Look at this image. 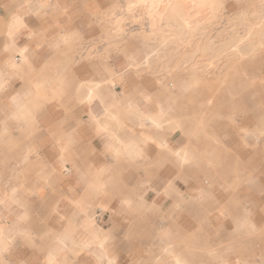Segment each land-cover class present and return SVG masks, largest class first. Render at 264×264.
<instances>
[{
    "label": "crops",
    "instance_id": "1",
    "mask_svg": "<svg viewBox=\"0 0 264 264\" xmlns=\"http://www.w3.org/2000/svg\"><path fill=\"white\" fill-rule=\"evenodd\" d=\"M109 2L0 0V264H264V65L246 67L251 96L222 118L218 162L190 148L198 160L179 165L178 131L156 135L172 146L115 151L93 120L102 105L91 112L75 96L86 78L107 93L121 57L70 65L61 37L99 35L92 17ZM256 3L226 0L225 12ZM175 87L127 74L103 104L125 139L134 96L148 93L149 111L180 109Z\"/></svg>",
    "mask_w": 264,
    "mask_h": 264
},
{
    "label": "bare ground",
    "instance_id": "2",
    "mask_svg": "<svg viewBox=\"0 0 264 264\" xmlns=\"http://www.w3.org/2000/svg\"><path fill=\"white\" fill-rule=\"evenodd\" d=\"M225 2L226 0H120L102 13L101 18H97V21L104 26L101 40L112 39L114 42L112 52L115 56L117 55L116 59L121 57V62L117 61L113 70L107 68L112 75L107 93L102 94L101 81L86 78L79 82L75 97L79 103L83 102L85 107L90 108L91 112H94L95 104L102 105L101 114L104 120L99 122L95 116L93 120L98 125V132L106 130L107 134L110 133L115 151L120 148L134 149L136 146H148L151 141L162 147L172 146L171 139L156 137V135L160 131L177 132L182 125L180 109L177 107L171 109L170 106H166L163 109L157 107L155 111H149L146 109L148 93L138 92L134 96L136 97L135 105L125 114V117L135 124V129L130 128V136L125 139L121 137L120 132L123 130L124 123L112 112L108 117L109 107L103 103L109 96H117L113 88L121 85L124 75L140 76L139 73L151 70V65L155 64L159 68L158 72L162 73L158 76L150 75L155 86L171 92L173 85L165 84V80L177 68H181V64L187 63L191 55L187 51L192 48L212 58L226 56L235 60L251 58L258 50H264V0H257L256 8L241 10L231 15L233 16L232 24L227 29L219 31L217 29L214 34H211L213 28L210 27L218 22ZM142 17L148 20L147 28L139 24ZM134 23L139 27L136 33H132L126 27ZM20 28L19 23L15 29L18 31ZM61 37L68 51H72L73 48L78 50L77 56L74 55L76 63L89 61L86 58L87 54L85 55L84 39L79 33L63 34ZM135 37L139 39H137L139 44L130 51L119 43L124 44L126 39ZM178 50L187 53L177 64V58L173 56ZM107 56L108 54L102 53L101 60L104 64ZM181 70L184 72V77L176 91H179L177 92L179 97L184 98L203 84L208 73L205 65L194 61L185 64ZM109 127H111L110 130H108ZM133 130L137 131V135L133 133ZM169 152H172L175 161L181 166L198 160L187 146L169 149ZM133 156H138V153Z\"/></svg>",
    "mask_w": 264,
    "mask_h": 264
},
{
    "label": "rangeland",
    "instance_id": "3",
    "mask_svg": "<svg viewBox=\"0 0 264 264\" xmlns=\"http://www.w3.org/2000/svg\"><path fill=\"white\" fill-rule=\"evenodd\" d=\"M117 1L120 0H110L109 6L104 9L105 11L102 10L101 12L97 13L92 17L93 20L101 18L100 16H102V13L106 12L109 8L115 5ZM257 6L258 5L256 3V5L250 6L251 8L249 9L251 10ZM127 13L130 15V12L127 11ZM220 14L221 16L219 15L220 17L218 22L210 27L213 28L211 29V34H214V31L217 29L218 31L221 29H227L232 24L231 19L233 16L228 15L225 12V6L224 10H222ZM139 24H141L142 27L147 28L148 20L146 17H142V19L139 21ZM103 27L104 26L101 24L99 35L91 37L90 39H87L83 42L84 47L86 48V58L89 59V61H83L84 65L90 62L101 61L102 53L108 55L113 54L112 48L114 42L112 39H107L105 41L101 40L103 35ZM126 27L132 31V33H136V30L139 28L138 24L136 23L131 24L130 26L127 25ZM137 39L138 38L136 37L129 38L125 40L124 44L121 42L119 43L120 45L122 44V47H124L127 51H130L133 47L139 44ZM77 51L74 50V48L72 51H69L68 61L70 65H74V55L77 54ZM260 51L261 50H258L256 53H259ZM187 52L191 54L190 59L187 61V63L181 64L180 67L182 68L185 64L194 61L205 65L208 75L204 78V82L200 87L196 88L193 90V92H190L188 96L181 99L180 112L182 116V125L178 132L179 134L184 135L185 145L188 148L199 150L202 152L201 154H203V152L215 153L218 151L214 158H210V160L207 158L203 159V161H206L207 163H209L211 160L218 162L220 159L219 154L221 153H219L220 151L217 150L215 136L217 135V132L220 128L222 116L226 114L227 110L231 109V105L236 103L238 99L245 95L251 96L250 86L245 84L246 67L257 65L259 68H261L264 63L262 62V59H258L257 56L253 59L248 58L244 60H235L233 58H227L226 56L212 58L210 55H203L193 48ZM187 52L178 50L174 54L173 57L177 58V64L181 61V59H183L184 54ZM152 60H154V58H152ZM253 61L255 62L254 64ZM100 65L102 66V63H100ZM151 66V70H148L147 72L143 71L139 73V75H143V77H145L147 80H151L152 76H158L162 74L161 72H158L159 68H157V65L152 64ZM181 68H177L175 71L176 73L174 72L168 76L165 80V84H172V88H174L176 83H179L184 77V72L181 70ZM144 172L146 173V171ZM233 172L236 173L235 171Z\"/></svg>",
    "mask_w": 264,
    "mask_h": 264
}]
</instances>
